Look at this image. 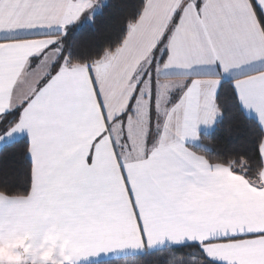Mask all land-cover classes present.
<instances>
[{
  "label": "snow or ice",
  "instance_id": "obj_1",
  "mask_svg": "<svg viewBox=\"0 0 264 264\" xmlns=\"http://www.w3.org/2000/svg\"><path fill=\"white\" fill-rule=\"evenodd\" d=\"M116 7L0 0V264H264V0H136L82 43ZM226 112L251 148L200 144Z\"/></svg>",
  "mask_w": 264,
  "mask_h": 264
},
{
  "label": "trees",
  "instance_id": "obj_2",
  "mask_svg": "<svg viewBox=\"0 0 264 264\" xmlns=\"http://www.w3.org/2000/svg\"><path fill=\"white\" fill-rule=\"evenodd\" d=\"M110 2L117 7L111 9V14L105 13L104 22L98 25L95 31L86 32L79 37L85 45L107 46L109 43H115L121 34L124 20L131 14L132 5L135 4L136 0H110ZM224 102H227L226 97ZM234 123L226 112L222 129L213 132L211 135L202 133L200 144L210 147L213 153L224 155L242 147L251 148V142L255 136L254 129L232 127L229 130V124L234 125ZM18 159L17 151L12 148L5 149L4 153L0 154V179L6 176L9 184L19 185L22 183V178L19 176L20 165L15 163ZM188 251L190 250L183 249L175 253L157 251L147 257L128 255L116 261V264H182V262L187 264L190 259L186 255Z\"/></svg>",
  "mask_w": 264,
  "mask_h": 264
},
{
  "label": "crops",
  "instance_id": "obj_3",
  "mask_svg": "<svg viewBox=\"0 0 264 264\" xmlns=\"http://www.w3.org/2000/svg\"><path fill=\"white\" fill-rule=\"evenodd\" d=\"M241 71H245V70L242 69ZM168 79H171V80H179V79H182V77L173 76V77H169ZM128 255H135V254L129 253ZM128 255H126V256H128Z\"/></svg>",
  "mask_w": 264,
  "mask_h": 264
}]
</instances>
